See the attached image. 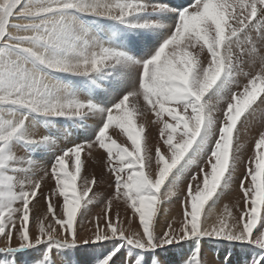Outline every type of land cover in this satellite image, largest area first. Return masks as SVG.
I'll return each instance as SVG.
<instances>
[{"label":"snow or ice","instance_id":"6c2138e0","mask_svg":"<svg viewBox=\"0 0 264 264\" xmlns=\"http://www.w3.org/2000/svg\"><path fill=\"white\" fill-rule=\"evenodd\" d=\"M81 248L264 264V0H0V264Z\"/></svg>","mask_w":264,"mask_h":264},{"label":"bare ground","instance_id":"6f19581e","mask_svg":"<svg viewBox=\"0 0 264 264\" xmlns=\"http://www.w3.org/2000/svg\"><path fill=\"white\" fill-rule=\"evenodd\" d=\"M82 134V133H81ZM91 165H90V168L89 170H91ZM99 170L97 169V172ZM105 191H110V189H107L105 188L104 189ZM229 197H225V200H228ZM41 207L43 208V203H41ZM166 210L170 209L169 213H168V216H169V219L172 217V216H176L177 213L179 212V205L176 204V203H173L172 205H166ZM98 207L97 208H94L93 209V212H96L98 211ZM121 211L123 212V210L121 209ZM163 223H164V217L162 216L161 217V225L163 226ZM81 235L83 236L84 233L82 232ZM221 246V250L220 251H217V252H210L208 251L209 248H219ZM224 248V245L223 244H217V243H214V242H205L204 244V254L206 256V258L209 260V261H217L220 256L223 255V252H222V249ZM179 250V249H178ZM94 254L95 253L91 250V249H79L77 251H73V252H70L68 253L67 255H63V256H58L60 257V259H62V261L64 262V264H90V262L88 260L85 259L84 255L85 254ZM160 254V260L162 261H166V264H178V262L180 261V258H181V253H176V257H172L170 256L171 255V252H169L167 254V252H162V253H159ZM32 257H29V256H24L22 257L23 260L25 261H28L30 260ZM173 260V261H171Z\"/></svg>","mask_w":264,"mask_h":264},{"label":"rangeland","instance_id":"374dc122","mask_svg":"<svg viewBox=\"0 0 264 264\" xmlns=\"http://www.w3.org/2000/svg\"><path fill=\"white\" fill-rule=\"evenodd\" d=\"M77 250H79V249H77ZM77 250H75V251H77ZM221 250V246L219 247V248H209L208 249V251H210V252H217V251H220ZM169 252H171V255L170 256H172V257H176L177 255H176V253H179L180 252V250H178V249H172L171 251H169ZM169 252H167V254L169 253ZM93 255L94 254H89V253H87V254H85L84 255V257H85V259L86 260H88L89 262L91 261V258L93 257ZM60 256H63V255H60ZM160 254L158 255V258L160 259ZM57 259L58 260H61L62 261V259H60V257H57ZM171 261H173V260H171Z\"/></svg>","mask_w":264,"mask_h":264}]
</instances>
